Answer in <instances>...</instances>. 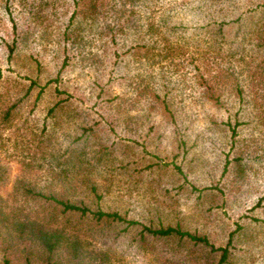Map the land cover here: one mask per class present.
Masks as SVG:
<instances>
[{"label":"rangeland","instance_id":"obj_1","mask_svg":"<svg viewBox=\"0 0 264 264\" xmlns=\"http://www.w3.org/2000/svg\"><path fill=\"white\" fill-rule=\"evenodd\" d=\"M224 3L242 16L219 47L169 62L68 24L72 0H0V264H217L220 246L221 264H264V0ZM76 26L90 38H65ZM51 224L70 239L49 253Z\"/></svg>","mask_w":264,"mask_h":264},{"label":"trees","instance_id":"obj_2","mask_svg":"<svg viewBox=\"0 0 264 264\" xmlns=\"http://www.w3.org/2000/svg\"><path fill=\"white\" fill-rule=\"evenodd\" d=\"M53 1L44 0L45 3L49 4ZM72 3L74 8L68 17V24L72 22L76 14H80L83 19L90 20L91 24L96 23L98 26L96 35L99 36L98 38L102 42H107L108 45L111 44V41L116 44L120 43L123 46L127 45L126 49L132 47L154 49L153 61L168 59L170 62L175 55L180 54V52L183 53L189 44L198 48L202 47L201 49L205 50V53L213 51V45L217 43L219 47L220 40L225 39L226 26L229 22L240 19L242 16V13L233 14L232 6L224 3V0H176L164 6H158L155 0H72ZM139 10L144 11L145 14H141ZM76 29H69L68 32L65 29L63 31L65 38H70L72 33H74L72 39L77 36L81 39L84 37L90 38L91 27L88 32L82 27L79 29L76 26ZM139 31L142 33L138 34ZM202 32L203 36L201 35ZM212 39L215 40L210 41ZM133 42L134 44H132ZM118 48L121 47L115 49ZM12 50L13 46L10 45L9 55ZM117 51L114 52L117 53ZM200 57L198 55L197 59ZM194 65L198 66L196 63ZM184 80L191 82L189 78L182 77L180 78V86H182ZM255 89H258V87L256 86ZM257 93L264 98V86L263 89H258ZM163 98L168 100L166 94L163 95ZM59 103L60 101L49 107L47 113H51ZM7 113L8 111L4 113V118L7 117ZM45 127L44 125V129ZM232 130H235L234 127ZM72 161L70 158L66 159L67 166H65L68 168L66 169L68 174L73 173L74 164H71ZM176 167L180 169L179 166ZM89 187L94 191L96 189L94 182H91ZM51 197L61 202L64 209L69 212L77 211L84 215L91 210L81 202L83 199L77 202L72 200L77 198L64 200L57 198L54 194ZM92 213L99 218L106 216L117 220L123 219L117 210L107 211L100 206ZM127 222L129 224L139 223L138 220L134 219H127ZM143 228L160 235L176 233L208 243L205 236L196 235L187 229H182L179 225L153 228L144 224ZM68 234V230L65 232L64 227L51 224L46 229L39 228L37 237L50 253L58 248L61 241L70 239ZM220 249H222V254L217 264L224 262L228 251L227 246H220Z\"/></svg>","mask_w":264,"mask_h":264}]
</instances>
